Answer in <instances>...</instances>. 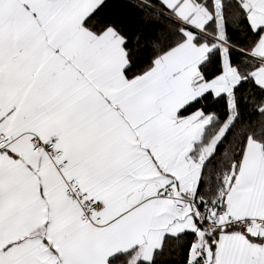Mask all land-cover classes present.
<instances>
[{"label": "snow or ice", "instance_id": "snow-or-ice-1", "mask_svg": "<svg viewBox=\"0 0 264 264\" xmlns=\"http://www.w3.org/2000/svg\"><path fill=\"white\" fill-rule=\"evenodd\" d=\"M0 264H264V0H0Z\"/></svg>", "mask_w": 264, "mask_h": 264}]
</instances>
